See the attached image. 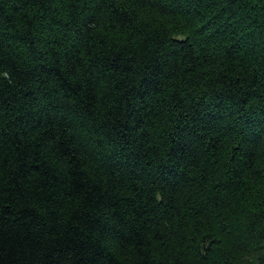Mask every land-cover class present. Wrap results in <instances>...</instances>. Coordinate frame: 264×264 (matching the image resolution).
<instances>
[{
  "label": "trees",
  "instance_id": "trees-1",
  "mask_svg": "<svg viewBox=\"0 0 264 264\" xmlns=\"http://www.w3.org/2000/svg\"><path fill=\"white\" fill-rule=\"evenodd\" d=\"M0 264H264V0H0Z\"/></svg>",
  "mask_w": 264,
  "mask_h": 264
}]
</instances>
